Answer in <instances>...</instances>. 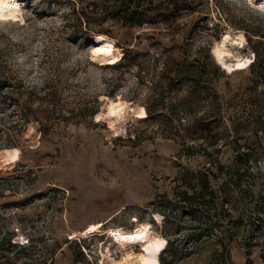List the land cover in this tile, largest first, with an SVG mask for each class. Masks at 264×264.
<instances>
[{"label": "rangeland", "instance_id": "obj_1", "mask_svg": "<svg viewBox=\"0 0 264 264\" xmlns=\"http://www.w3.org/2000/svg\"><path fill=\"white\" fill-rule=\"evenodd\" d=\"M250 4L23 0L22 21H0V236L42 260L56 247L53 264H111L124 250L106 230L147 223L168 239L162 264H264V8ZM230 28L255 55L234 73L212 53ZM100 32L126 63L92 58ZM118 96L148 117L96 121ZM92 222L104 230L77 235Z\"/></svg>", "mask_w": 264, "mask_h": 264}, {"label": "bare ground", "instance_id": "obj_2", "mask_svg": "<svg viewBox=\"0 0 264 264\" xmlns=\"http://www.w3.org/2000/svg\"><path fill=\"white\" fill-rule=\"evenodd\" d=\"M248 1L264 7V0ZM22 5L23 0H0V21H22L24 19ZM212 50L217 64L228 73L249 68L255 58L253 50L248 46L246 34L242 30L236 31L232 28L226 30L222 37L215 41ZM91 54L94 60L110 64H116L123 57L117 41L101 32L95 36ZM130 113L138 118L148 117L146 107L143 105L133 106L121 96L115 99L108 98L105 109L96 114V121L107 120L111 129L119 132L123 129L119 125ZM1 154L4 161L15 163L20 159L21 150L18 147H10L3 149ZM162 219L163 216L158 215L157 223H161ZM103 228L104 224L92 222L77 235L87 237L91 233L103 231ZM106 233H109L110 237L124 250L120 258L103 254L111 264H162L161 254L167 248L168 239L154 225L139 223L134 228L111 227L106 230Z\"/></svg>", "mask_w": 264, "mask_h": 264}, {"label": "trees", "instance_id": "obj_3", "mask_svg": "<svg viewBox=\"0 0 264 264\" xmlns=\"http://www.w3.org/2000/svg\"><path fill=\"white\" fill-rule=\"evenodd\" d=\"M137 15H138L137 10L129 11V10L124 9L123 11L116 13L115 19H117V22H122L123 24H126V25L130 24L129 26H131L136 21L135 19ZM129 54H130V50H126L125 55L118 61L119 64L126 63V61L128 60ZM249 156H250V153L248 152H245V153L239 152L236 154L235 159H237V162L241 160V161H245L246 163H248ZM209 172L211 173V169H206L205 172L198 173L199 176L201 177V180L203 182L202 186L203 188H205V190L210 189V186H209L210 184L209 174L210 173ZM204 192L205 191H203L201 194L202 195L205 194ZM260 199H261V204L257 205L256 209L262 215V213L264 212V195H262ZM258 229H260V227H258ZM24 247H25V242H21V243L17 242L15 236L12 237L11 234L1 235L0 236V264H19L23 256L25 257L27 262H22L21 264H45V263L53 264L55 260L54 256L56 255L58 251L56 247L55 248L51 247V250H49L48 256L45 257L44 260H42L41 257L37 255L35 248L27 249ZM13 248L14 249L20 248V249H18L17 252L13 254L12 256L11 253H13Z\"/></svg>", "mask_w": 264, "mask_h": 264}, {"label": "built area", "instance_id": "obj_4", "mask_svg": "<svg viewBox=\"0 0 264 264\" xmlns=\"http://www.w3.org/2000/svg\"><path fill=\"white\" fill-rule=\"evenodd\" d=\"M213 24H214V23H213ZM254 61H255V58H254ZM254 61H253V62H254ZM75 237H77V235H75V236H74V237H72V238H75ZM117 245H118V244H117Z\"/></svg>", "mask_w": 264, "mask_h": 264}, {"label": "snow or ice", "instance_id": "obj_5", "mask_svg": "<svg viewBox=\"0 0 264 264\" xmlns=\"http://www.w3.org/2000/svg\"><path fill=\"white\" fill-rule=\"evenodd\" d=\"M142 239V237H140ZM131 239V238H130Z\"/></svg>", "mask_w": 264, "mask_h": 264}]
</instances>
